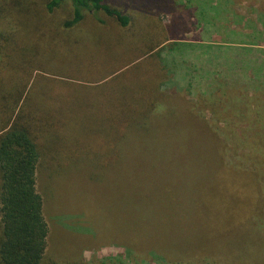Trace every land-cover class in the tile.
<instances>
[{
  "label": "rangeland",
  "instance_id": "rangeland-1",
  "mask_svg": "<svg viewBox=\"0 0 264 264\" xmlns=\"http://www.w3.org/2000/svg\"><path fill=\"white\" fill-rule=\"evenodd\" d=\"M110 3L131 17L134 31L144 26L151 34L140 46L128 32L110 26L108 37H83L80 50L63 47L71 62H58V77L52 78L58 81V93L59 87H66L62 91L69 89L76 100L62 98L69 104L68 109L60 107V121H68L69 127L59 134V141L49 140L37 170L49 228L46 257L56 264H176L147 253L175 243L172 221L167 220L174 206L169 196L217 199L214 177L220 174L219 159L241 175L261 174L264 187V0ZM115 35L127 39L119 42ZM168 39L161 48H173L157 58L169 76L166 91L174 105L155 111L153 129L146 133H110L105 123L112 118L108 107L131 106L147 96L150 81L157 84L158 77L149 73L152 65L144 62L146 56L139 57ZM135 60L141 62L140 69L132 66L97 83L101 74ZM98 63L108 70L90 65ZM154 71L160 73V66ZM40 74L50 78L35 72L27 91H33ZM208 133L221 141L219 155ZM257 137L261 144L250 147ZM207 142H214L212 148ZM187 205L184 199L178 205L191 226L183 228L188 236L177 243L184 250L194 246L190 232L200 233ZM210 248L216 252L221 244L214 242Z\"/></svg>",
  "mask_w": 264,
  "mask_h": 264
},
{
  "label": "trees",
  "instance_id": "trees-1",
  "mask_svg": "<svg viewBox=\"0 0 264 264\" xmlns=\"http://www.w3.org/2000/svg\"><path fill=\"white\" fill-rule=\"evenodd\" d=\"M131 25V17L110 0H0V264H56L46 257L49 228L36 176L48 151L46 145L49 140L53 142L56 138L59 141V134L69 127L68 121H60V107L68 109L69 104L62 98L76 100L69 89L62 91L66 87H59V93L55 87L58 81L53 78L58 77V62L65 65L71 62L66 59L63 47L80 50L78 46L82 45L83 37H108L110 26H118L128 32L140 46L147 43L150 31L144 26H139L140 32L134 31ZM105 27L108 30L104 32ZM71 32L80 33L71 36ZM114 38L119 42L127 39L121 35ZM168 42L170 39L151 46L139 57L143 59L146 56L144 62L149 61L152 65L149 73L158 77L157 84L150 81L151 90L134 105L113 103L108 107L112 118L106 119L105 123L110 133H131L133 130L146 133L147 129H153L151 120L155 111L161 107L166 111L167 105H174V98L169 97L166 91L169 76L157 58L168 47L173 48V45L161 48ZM137 61L124 64L106 76L101 74L97 83L114 78L132 66L140 69L141 62L137 64ZM98 64L90 65L99 67V70L104 67V72L108 70L105 65ZM157 66H160L158 74L154 71ZM35 72L47 74L50 78L37 75L33 91L29 92L27 89ZM95 89L99 87L83 90L91 92ZM51 100L54 102L52 106L49 105ZM177 105L184 107L178 101ZM57 113L58 119H54ZM161 116L163 114L159 118ZM208 134L216 140L215 144L207 142L208 147L212 148L214 144L215 153L219 155L221 141L214 133ZM260 144L257 137L250 147ZM219 160L220 174L214 177L219 197L169 196L174 206L167 220L172 221L175 243L163 249L148 250V254L155 253L164 260L177 263L186 259L193 260L189 264H264V187L261 174L247 175L243 172L245 175H241ZM183 199L200 227V233L190 232L194 246L188 250L177 245L184 236H188L184 235L183 228L191 229L189 222L182 217V208L178 207ZM189 214L188 219L192 216ZM125 242L131 248L129 241ZM214 242H220L221 250L218 248L214 252L215 249L210 248ZM136 247L144 250L139 245ZM207 258L213 262L209 263Z\"/></svg>",
  "mask_w": 264,
  "mask_h": 264
}]
</instances>
